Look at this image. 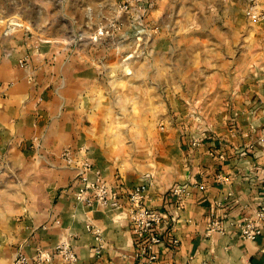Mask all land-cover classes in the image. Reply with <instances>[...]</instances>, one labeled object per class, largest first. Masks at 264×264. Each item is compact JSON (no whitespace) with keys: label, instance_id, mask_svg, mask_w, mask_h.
Returning <instances> with one entry per match:
<instances>
[{"label":"crops","instance_id":"0c3cea01","mask_svg":"<svg viewBox=\"0 0 264 264\" xmlns=\"http://www.w3.org/2000/svg\"><path fill=\"white\" fill-rule=\"evenodd\" d=\"M189 1L196 14L217 1L227 15L242 14L245 23L238 20V31L259 40L260 52L254 56L257 66L230 93L209 129L193 137L178 131L164 138L172 145L165 164H156L155 154L137 146L130 153L120 144L115 150L104 127L95 124L102 81L110 76L101 66L112 63V49L103 50L100 41L76 52L79 41L73 43L71 34L49 35L53 27L45 29L46 37L0 30V264H12L19 253L31 257L39 248L53 250L64 241L76 251L78 264H143L135 258L143 241L132 232L127 203L129 192L142 183L149 187V208L167 216L157 230L161 243L153 249L155 264H264V224L256 241L244 240L227 224L252 216L264 202V18H248L246 0ZM121 2L63 0V31L95 32L118 16ZM184 3L154 0L149 23L159 35L151 46L165 60L185 45L184 34L191 31L179 18L187 13ZM257 3L264 13V0ZM178 103L172 108L180 113ZM65 147L102 172L120 193L121 210L77 203L80 184L76 170L62 166ZM135 166L153 174L154 184L149 176L139 182ZM176 186L184 188L178 198L172 195ZM213 219L223 221L227 234L207 235ZM90 224L107 242L101 257L94 254Z\"/></svg>","mask_w":264,"mask_h":264},{"label":"rangeland","instance_id":"374dc122","mask_svg":"<svg viewBox=\"0 0 264 264\" xmlns=\"http://www.w3.org/2000/svg\"><path fill=\"white\" fill-rule=\"evenodd\" d=\"M182 2L187 13L179 18L182 26L187 25L191 31L184 34L185 45L173 51L167 60L151 46L155 36L147 43L141 39L101 41L103 50L112 49L114 59L111 64L101 66L110 76L102 81L99 118L95 124L104 127L103 134L107 140L110 138L115 150L119 144L127 153L134 152L131 148L135 146L140 148L139 152L150 150L155 154L156 164L168 161L172 145L164 144L165 137L173 138L178 131L185 137L201 134L209 129L212 120L222 115L221 108L232 98L230 93L250 75L254 56L260 52L259 40L253 41L247 32L238 31L242 14L227 15L221 1L212 6L207 4L209 10L196 14L191 1ZM63 7L51 0H0V18L17 20L20 24L12 28L10 36L25 34L31 26L34 34L44 37L48 34L45 29L53 27L49 35L71 34L73 38L80 32L63 31L66 23ZM171 18L176 20V15ZM90 43L95 44L85 37L72 50L80 52ZM176 100L182 107L180 113L172 108ZM143 157L139 164L146 162ZM132 162L130 159L129 163ZM133 169L142 175L139 182L149 176L151 185L154 184L153 174H143L137 166Z\"/></svg>","mask_w":264,"mask_h":264},{"label":"built area","instance_id":"2783aa9c","mask_svg":"<svg viewBox=\"0 0 264 264\" xmlns=\"http://www.w3.org/2000/svg\"><path fill=\"white\" fill-rule=\"evenodd\" d=\"M63 3V0H51ZM248 7L246 16L253 20H262L264 13L258 11L257 0H246ZM155 8L154 0H123L117 7V17L108 21L106 25L98 28L92 34L80 33L77 37L72 38L74 43L76 40L82 41L87 37L92 42L103 41L104 38L120 40L141 39L145 42H151V38L159 34V28L150 26L149 18ZM125 17V18H124ZM125 19V20H123ZM17 20H9L0 18V30L2 28L16 29L18 27ZM24 28V27H23ZM33 28L28 26L25 35L33 36ZM26 61L20 63L25 67ZM37 142V139L34 140ZM61 158L65 165L76 170L79 189L75 193L77 203L86 207H99L105 211H119L122 209V197L120 193L110 187L102 172L87 159H77L75 151L71 147H65L61 153ZM148 185L146 183L139 184L129 192L127 203L129 207L128 221L134 236L143 241L140 250L135 254V258L143 262V264H155L157 256L153 252L154 246L161 243V238L157 230L165 222L167 216L149 208L147 201L149 200ZM184 192V188L176 186L172 190V195L180 197ZM227 224L234 227L240 233L244 240L256 241L262 234L264 224V202L254 211L252 216H245L241 221L228 219ZM88 231L93 235L96 242L94 254L101 257L106 250L107 242L103 237V233L97 227L88 225ZM228 229L224 226L223 221L213 219L207 227V235L227 234ZM56 259L62 264H78L79 257L70 245L64 241L53 250L37 249L31 257L24 254H17L12 264H50Z\"/></svg>","mask_w":264,"mask_h":264}]
</instances>
